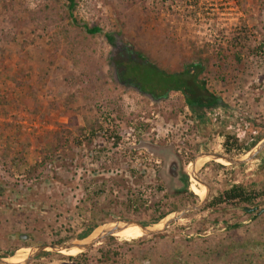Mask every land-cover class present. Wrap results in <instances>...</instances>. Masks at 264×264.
I'll list each match as a JSON object with an SVG mask.
<instances>
[{"label":"rangeland","instance_id":"obj_1","mask_svg":"<svg viewBox=\"0 0 264 264\" xmlns=\"http://www.w3.org/2000/svg\"><path fill=\"white\" fill-rule=\"evenodd\" d=\"M66 1L0 0V256L10 262L90 225L82 243L103 223L151 224L192 206L205 188L185 174L191 159H242L264 137V0H76L78 24ZM104 33L168 72L196 63L222 105L194 112L178 91L155 100L122 84ZM169 153L182 190L164 174ZM203 158L205 205L164 232L130 230L78 258L42 251L27 264H264V146L236 165ZM236 184L263 191L254 213L235 201L207 206Z\"/></svg>","mask_w":264,"mask_h":264},{"label":"trees","instance_id":"obj_2","mask_svg":"<svg viewBox=\"0 0 264 264\" xmlns=\"http://www.w3.org/2000/svg\"><path fill=\"white\" fill-rule=\"evenodd\" d=\"M75 6L76 0L66 1V18L72 23L78 24L79 22L73 13ZM81 26L84 32L89 35L102 33V28L99 26H88L87 23H81ZM104 35L107 42L117 51L116 55L121 54L114 56L113 64L115 65L117 78L122 84L133 86L139 92L147 94L155 100L166 98L171 91H178L182 94L185 104L194 112L211 110L222 105L220 97L210 92L205 81L199 79L196 63L185 64L181 71L168 72L147 60L140 52L131 51L132 49L128 45L121 44L118 46L114 34L104 33ZM262 194L263 191L256 192L252 189H246L243 185L236 184L213 197L207 203V206L209 204L235 201L238 204H245L246 206L243 207L244 212L251 214L258 209V200ZM162 216V214L159 215L158 219ZM93 229L92 225L88 226L82 231L79 238L86 237ZM85 254L80 253L74 258Z\"/></svg>","mask_w":264,"mask_h":264},{"label":"water","instance_id":"obj_3","mask_svg":"<svg viewBox=\"0 0 264 264\" xmlns=\"http://www.w3.org/2000/svg\"><path fill=\"white\" fill-rule=\"evenodd\" d=\"M263 146H264V137L256 144V146L249 152V154L246 157H244L242 159H238V160H232V159H230L224 155H219L216 153H200L197 156H195L193 159H191L188 164H190L191 168H193V169L185 171V174L187 175V177L189 179L191 177V174H193L194 175L193 178L199 184L203 185L205 188V195L202 198H200L196 204H194L192 206L184 207L182 209L170 212V213L160 217L159 219H157L156 221H154L151 224H145V223H142L140 221L128 220V219H119L115 222L103 223L101 225H106L109 223L114 224V225L112 227H110L109 229L104 230L102 235H100V236H98L92 240L90 239V240L84 241V243H82L83 240L89 238V236L92 234V232L97 227L94 228L89 235H87L86 237L81 238V239L79 238L76 241L65 242V243H49V244H45V245L35 246V247L30 249V252H28L27 255L21 261H18V262H10L7 260V258L12 257L13 255L12 256H0V264H27L32 258L37 256L42 251H51V252H57V253L59 252L62 254H67L65 252L75 248V249L79 250L78 251V254H79V253L85 252L91 246L100 242L101 240H103L107 236H112L116 232L120 231V229L128 227L130 225L138 226L141 229V231L144 233V235H153V234H157V233H162L166 230V228L170 224L175 222L182 215L187 214V213L192 212V211L199 210L205 205V202L207 201L209 194H210V186L208 184H206L198 176L197 171H196L197 162L201 158L209 157L215 161L217 159H220V161L223 163L236 165V164H239V163H242L246 160L251 159L256 153H258V151ZM164 174L169 179L168 181L170 182V186H171V189L173 191L184 189L185 181L182 179L183 173L180 171V164H179L178 157L173 153H169L167 155V157L165 158ZM156 224H160V226L155 227Z\"/></svg>","mask_w":264,"mask_h":264},{"label":"bare ground","instance_id":"obj_4","mask_svg":"<svg viewBox=\"0 0 264 264\" xmlns=\"http://www.w3.org/2000/svg\"><path fill=\"white\" fill-rule=\"evenodd\" d=\"M203 159H207V158H203ZM199 163V162H198ZM193 168H191V170H192ZM190 178H192V175H191V177ZM192 188H193V191H194V193L196 194V195H198V196H201L202 195V192L200 191V190H198V189H196V187L193 185L192 186ZM160 224H157L156 226H159ZM113 225H110V224H108V225H106L105 226V229L107 230V229H109L110 227H112ZM130 230H135V231H140L141 229L140 228H138V227H136V226H128V227H125V228H122V229H120V231H118V232H116L114 235H120L121 233H123V232H125V233H127V234H130ZM93 233V232H92ZM71 250H78V249H75V248H73V249H71ZM15 257V256H14Z\"/></svg>","mask_w":264,"mask_h":264}]
</instances>
